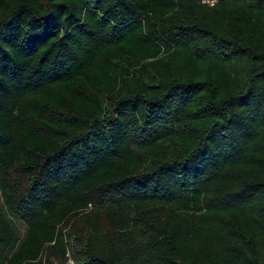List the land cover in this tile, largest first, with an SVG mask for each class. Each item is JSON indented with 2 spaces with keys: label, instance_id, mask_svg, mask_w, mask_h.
Returning a JSON list of instances; mask_svg holds the SVG:
<instances>
[{
  "label": "trees",
  "instance_id": "obj_1",
  "mask_svg": "<svg viewBox=\"0 0 264 264\" xmlns=\"http://www.w3.org/2000/svg\"><path fill=\"white\" fill-rule=\"evenodd\" d=\"M70 258L264 264V0H0V264Z\"/></svg>",
  "mask_w": 264,
  "mask_h": 264
},
{
  "label": "rangeland",
  "instance_id": "obj_2",
  "mask_svg": "<svg viewBox=\"0 0 264 264\" xmlns=\"http://www.w3.org/2000/svg\"><path fill=\"white\" fill-rule=\"evenodd\" d=\"M5 214L7 215V212H5ZM10 219H11V222L13 223V225L17 228L18 236H22V234L24 233V230H25L24 225L19 220L15 219V218L10 217ZM70 259L73 260L72 258H70Z\"/></svg>",
  "mask_w": 264,
  "mask_h": 264
},
{
  "label": "built area",
  "instance_id": "obj_3",
  "mask_svg": "<svg viewBox=\"0 0 264 264\" xmlns=\"http://www.w3.org/2000/svg\"><path fill=\"white\" fill-rule=\"evenodd\" d=\"M60 264H75V263L73 262V260L67 259L64 263H60Z\"/></svg>",
  "mask_w": 264,
  "mask_h": 264
}]
</instances>
